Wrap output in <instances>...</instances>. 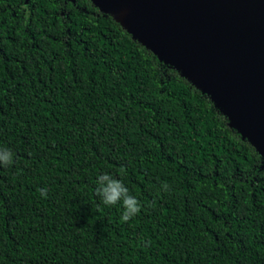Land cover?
Listing matches in <instances>:
<instances>
[{"label":"trees","instance_id":"trees-1","mask_svg":"<svg viewBox=\"0 0 264 264\" xmlns=\"http://www.w3.org/2000/svg\"><path fill=\"white\" fill-rule=\"evenodd\" d=\"M0 149V264H264V156L92 0H0Z\"/></svg>","mask_w":264,"mask_h":264},{"label":"water","instance_id":"water-1","mask_svg":"<svg viewBox=\"0 0 264 264\" xmlns=\"http://www.w3.org/2000/svg\"><path fill=\"white\" fill-rule=\"evenodd\" d=\"M92 1L208 93L264 156V0Z\"/></svg>","mask_w":264,"mask_h":264},{"label":"clouds","instance_id":"clouds-1","mask_svg":"<svg viewBox=\"0 0 264 264\" xmlns=\"http://www.w3.org/2000/svg\"><path fill=\"white\" fill-rule=\"evenodd\" d=\"M13 153L8 149H0V165L5 167L12 165ZM167 191L168 185H162ZM42 196L47 197L48 190L40 189ZM95 194L100 197L101 202L109 207L120 205L123 209L121 219L128 222L133 217L140 214L142 210L141 202L130 194L129 188L123 181L109 173H100L96 178Z\"/></svg>","mask_w":264,"mask_h":264}]
</instances>
